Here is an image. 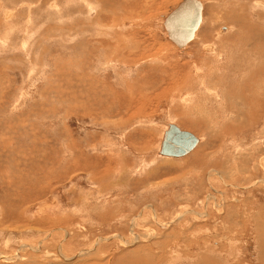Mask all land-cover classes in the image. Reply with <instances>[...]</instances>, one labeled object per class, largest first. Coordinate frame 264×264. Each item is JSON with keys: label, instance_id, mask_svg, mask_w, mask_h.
<instances>
[{"label": "rangeland", "instance_id": "obj_1", "mask_svg": "<svg viewBox=\"0 0 264 264\" xmlns=\"http://www.w3.org/2000/svg\"><path fill=\"white\" fill-rule=\"evenodd\" d=\"M181 1L0 0V264H264V7Z\"/></svg>", "mask_w": 264, "mask_h": 264}, {"label": "water", "instance_id": "obj_2", "mask_svg": "<svg viewBox=\"0 0 264 264\" xmlns=\"http://www.w3.org/2000/svg\"><path fill=\"white\" fill-rule=\"evenodd\" d=\"M202 17L199 0H182L165 18L163 27L168 39L179 49L185 48L194 39ZM198 144V139L175 125H168L164 132L159 154L179 158L190 153Z\"/></svg>", "mask_w": 264, "mask_h": 264}, {"label": "bare ground", "instance_id": "obj_3", "mask_svg": "<svg viewBox=\"0 0 264 264\" xmlns=\"http://www.w3.org/2000/svg\"><path fill=\"white\" fill-rule=\"evenodd\" d=\"M214 1V0H213ZM216 1V0H215ZM232 2H230L231 3V11H230V17H232L233 15H235V14H238V16H235V17H238L239 18V20H233V22L235 23V25L237 26V24L239 25V29H241V30H243V28H245V27H247V26H245V24H246V17H247V15L245 14V12H243V11H246L247 10V7H248V4L250 3L251 5H254V3L257 5V6H259V4H260V6L261 7H264V2H262V1H260V0H231ZM264 1V0H263ZM201 3V2H200ZM233 3V4H232ZM202 5V4H201ZM85 6V5H84ZM214 6H216V4L214 5ZM230 6H229V8H230ZM217 7V6H216ZM211 8H213V7H211ZM228 8V7H227ZM254 11V10H253ZM202 12H203V6H202ZM254 13V12H253ZM258 15V14H257ZM256 16V15H255ZM252 17H254V16H252ZM258 17V16H257ZM256 17V18H257ZM214 19H219V17H218V15L217 16H215L214 17ZM258 19H260V18H258ZM260 21V20H259ZM201 23H202V17H201V22H200V25H201ZM237 23V24H236ZM247 24H248V21H247ZM252 26V25H251ZM250 26V27H251ZM200 27V26H199ZM250 27H248L249 29H250ZM258 27H260V26H258ZM257 27V28H258ZM256 27H254V29L256 30V32H255V34H257V32H260V30L259 29H257ZM263 29V28H262ZM240 30V31H241ZM225 30L223 29V30H221L220 32L222 33V32H224ZM197 32V31H196ZM195 32V33H196ZM254 32V31H253ZM25 35V34H24ZM195 35V34H194ZM247 35V34H246ZM245 35V36H246ZM258 36V35H257ZM198 37H199V40L202 42V43H205L204 41H208L209 39H210V37H209V35H208V32L206 31V30H203V31H201L200 32V34L198 35ZM197 37V38H198ZM198 41V40H197ZM220 43V42H219ZM244 43V42H243ZM223 44V43H222ZM221 45V44H220ZM263 45V44H262ZM242 46V45H241ZM187 47V46H186ZM203 47V46H202ZM204 47H206V46H204ZM255 46H252V51L254 52V50H255V48H254ZM2 48V47H1ZM224 49H226V48H224ZM179 50H184V48H181V49H179ZM207 52L208 51H210V49L208 48V49H205ZM230 51V50H229ZM121 53H123V52H121ZM262 53V52H261ZM212 54V53H211ZM250 55H254L253 53H249ZM256 54V53H255ZM210 56L211 55H205V56H203L204 58H206V57H208V58H210ZM260 56V55H259ZM207 58V59H208ZM213 61H214V59H213ZM217 61V60H216ZM219 63V62H218ZM202 66H205L204 64L202 65ZM205 67H207V70H209L210 72H208L209 74V76H211L212 74H211V72L213 73L214 72V69H215V66L214 65H208V66H205ZM219 67V66H218ZM197 73V72H196ZM197 74H200V72L199 73H197ZM214 74V73H213ZM195 80V82H197V83H199V79H194ZM200 84V83H199ZM215 88L216 87H213V89L215 90ZM218 91V90H217ZM210 95V94H209ZM186 108V107H185ZM187 109V108H186ZM203 112V111H202ZM195 137V136H194ZM196 138V137H195ZM198 139V138H197ZM162 140H163V138H162ZM198 143H199V140H198ZM198 145V144H197ZM196 145V146H197ZM161 146V145H160ZM160 151V150H159ZM160 155V154H159ZM160 156H162V155H160ZM184 156H186V155H184ZM184 156H182V157H184ZM164 157H166V156H164ZM180 158V157H179ZM263 161V160H262ZM264 162V161H263ZM210 199V198H209ZM149 211V210H148ZM263 213V212H262ZM228 214V213H227ZM261 214V213H260ZM178 217V216H177ZM227 217H229V215L227 216ZM133 238H132V237ZM130 237V241H125L124 240V242H125V244H132V242H134L135 241V243H137L138 241H139V239L138 238H140L139 236H137V235H135V234H132ZM155 239V238H154ZM128 240V239H127ZM264 242V241H263ZM98 243V242H97ZM260 249L262 250V251H264V243H262V242H260ZM142 250V249H141ZM143 251V250H142ZM85 253V252H84ZM141 253V252H140ZM64 255V254H63ZM88 255V254H87ZM141 256V255H140ZM139 256V257H140ZM138 257V256H137Z\"/></svg>", "mask_w": 264, "mask_h": 264}]
</instances>
